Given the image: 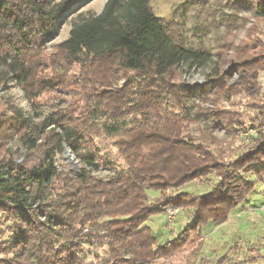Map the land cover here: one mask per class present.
Listing matches in <instances>:
<instances>
[{"label":"trees","instance_id":"obj_1","mask_svg":"<svg viewBox=\"0 0 264 264\" xmlns=\"http://www.w3.org/2000/svg\"><path fill=\"white\" fill-rule=\"evenodd\" d=\"M83 1L86 0H0V66L5 68L2 73V82H6L12 76L19 82L28 81L35 68L32 63L34 57L45 45V40L56 32L60 18ZM151 1L107 0L101 12L81 16L73 23L69 36L59 44L65 60L75 63L108 62V65H115L116 69L125 72L129 82L134 78H150L151 80L158 78L160 79L158 81H163L164 73L170 70H181L184 66L202 67L209 63L214 56L212 52L207 49L193 50L183 41L176 39L170 25L154 13ZM255 8L258 15L264 17V0H259ZM249 65L255 68L252 73L246 69L242 71L248 75V78L251 77L254 80L257 78V72L264 68V56L262 55L259 59L246 58L242 67L247 68ZM220 72L219 64L216 62L207 77L208 80L199 87L201 101H204L211 85H215L217 89L230 88L223 81ZM243 78L247 80V77ZM162 83L166 84L164 81ZM176 87L173 85L171 89L167 86L161 88L163 92L171 94ZM178 87L183 91L187 89V85ZM233 87H238V84L236 83ZM147 92L145 89L139 90L138 94L143 99V104L148 103L145 95ZM192 93L193 91L186 92L185 98ZM124 95L117 94L111 98L108 94L110 101L107 99V104L98 107L97 118L113 119L123 116L124 111H120L119 106L126 98ZM255 104L256 109L260 107V110L255 116L250 117L259 133L255 141L257 142L254 148L256 151L252 150L244 159L250 165L248 171L263 179L264 135L261 134L260 129L264 128V120L261 119L264 117V106ZM195 107L199 106L195 105ZM181 109L185 110L186 116H189V110L193 107L182 104ZM151 114H153L151 110L141 113L139 111L138 115L135 114L132 118L133 125L128 127L125 134L116 141L119 151L124 155L129 166L116 169L115 174L107 179L91 177L95 180L92 184L88 183L90 173L87 169L92 170V167L98 166L99 163L93 151H82L86 135L77 127H72V121H65L61 116L52 113L33 126V121L26 119L20 109H15L13 117L5 118L0 114V141H2L0 150L4 149L3 144L5 145L7 137L14 132L24 145L29 148L39 146L42 149L39 166H34L33 170L25 171L22 167L17 168L9 161L4 175L0 176V182L8 188L9 181L14 180L16 183L12 190L18 199L12 206H9L6 201H0L3 211L30 226L34 224L24 200L19 197H24L26 200L31 194L32 186L37 185L43 190L50 185L53 177L59 178L57 176L59 169L54 163V156L57 152H63L65 150L63 145L67 144L82 165H87V169L72 172L77 182L84 183L79 184L70 195L76 197L82 191L85 192L93 210L108 217L105 221L106 231L86 234L88 242L91 238L106 237L110 242L119 245V249H113L114 252L122 253L114 259L119 264L149 263L160 256L169 255L180 247L177 239H170L166 245H159L153 230L145 225L153 215L166 212L167 207H192L195 216L190 226L192 231L201 235L204 227L211 222L215 225L225 223L233 209L242 204L252 191L253 182L239 174V167L236 170L234 163L223 165L219 161V151L211 147L213 142L207 140L208 143H206L204 139H197V142L188 134H184L183 126L178 124L179 116L176 115V119L167 116L174 122L168 119L166 123V121L158 120L160 116L155 118L151 117ZM196 114L199 117L207 116L205 111ZM225 114L229 117L220 118L226 120L232 127L239 122L244 124V121L238 119L242 116L240 111H226ZM186 116L183 120H187ZM213 118L220 119L218 115H213ZM237 129L235 126V131ZM247 129L243 127L242 130ZM239 130L237 133L241 134L242 130ZM237 161H234L237 165L243 164L241 159ZM2 164L3 161H0V165ZM109 166L113 165L109 164ZM215 171L222 178V182H219L218 186L206 196H191L181 192L175 196L166 197L161 202L149 201V191L160 190L164 194L168 188L183 186ZM64 179L68 180L69 177ZM82 203V200L65 199L60 205L63 213L47 214L49 230L57 228L63 230L66 222L64 213L68 216L76 214ZM47 207L48 205H42L39 214L46 215L43 209ZM87 216L91 219L93 213L90 212ZM37 227L42 228L45 225L41 222ZM13 236L15 239L12 240L11 245L5 242L8 251L28 240L24 230L14 232ZM80 243L78 240H72L62 246L63 251L66 252V255L61 257L62 264L73 263L77 253L82 249ZM169 247L171 250L166 252ZM249 251L253 252L255 248L250 247ZM18 255L23 260L27 252L21 248ZM32 255L35 257V264H49L45 258L37 257L35 253ZM16 259L17 257L14 256L13 260ZM226 259L228 255L222 256L217 264H223ZM256 259V256H250L249 261ZM5 264H12V262L5 261ZM51 264H56V261H52Z\"/></svg>","mask_w":264,"mask_h":264},{"label":"rangeland","instance_id":"obj_2","mask_svg":"<svg viewBox=\"0 0 264 264\" xmlns=\"http://www.w3.org/2000/svg\"><path fill=\"white\" fill-rule=\"evenodd\" d=\"M106 1H83L60 18L56 32L45 40V45L34 57L32 63L35 68L28 81L19 82L12 76L6 82H2V73L5 68L0 66V114L9 118L13 117L15 109H20L24 117L30 121L38 120L40 122L54 113L61 116L62 119L64 118L65 121H72V125H76L77 121L83 125L90 123L93 127L99 124L104 133L108 137H112L113 148L118 149V155L124 160V155L119 151L116 141L125 134L128 127L133 125L132 118L135 114L138 115L139 111L141 113L151 110L153 111L151 117L160 116L161 118L158 120L166 121V123L168 119L174 122L173 119H176V115L179 116L178 124L183 126L184 134H188L196 140L204 139L206 143H208L207 140L213 142L211 147L217 148V151L221 153H218L219 161L223 165L234 163L236 170L239 167V174L253 182V189L242 204L233 209L230 218L225 223L215 225L211 222L205 226L204 235L191 229L190 224L193 223L195 216L192 207H173L178 208L179 211L172 221L168 220L167 211L153 215L145 225L150 226L153 230L158 244L166 245L170 239H177L180 247L169 255L160 256L145 264H217L224 255H228V259L223 264H250V256L247 261L240 259L239 256L244 242L249 239L258 240L262 238L261 233H264V178L260 179L248 171L250 165L244 158L252 150L256 151L254 150L257 144L255 141L259 133L250 116H255L256 112L260 110V107L256 109L255 103L264 106V103L259 102L264 99V68L257 72V78L253 80L251 77L248 78L242 69L252 73L255 68L253 69L251 65L247 68L242 66L246 58L259 59L262 55L264 56V17L259 16L255 8L259 0L151 1L154 13L163 22L170 25L176 39L183 41L187 47L193 50L207 49L214 55L212 60L202 67L184 66L181 70L174 69L177 75H205L206 78L203 82L205 84L215 63L219 64L220 75L223 76V81L231 89L229 87L217 89L215 85H211L204 101H201L199 96L201 92L199 82H197V86H187L186 91L179 94L174 91L170 94L163 92L160 87L161 84H165L162 82H166V77L163 81H158L160 80L158 78L154 80L134 78L129 82V77L125 72L116 69L115 65H108V62L75 63L65 60L64 54L59 49V44L69 36L73 23L81 16L101 12ZM209 68L211 71H207ZM243 77H247V80ZM236 83L238 87L234 88L233 85ZM140 89L148 91L145 94L148 98L146 104H143V99L138 94ZM192 91L193 93L187 97L188 99L185 98L186 92ZM108 94L111 95V98L113 95L125 94L126 98L119 106L120 111H124V115L120 118H97L98 107L110 101ZM176 95L178 96L175 97ZM213 97L217 107L211 112L205 110L207 116L199 117L197 114L192 116V110H189V116H186L185 110L181 109L182 104L188 105V107L201 106L210 102ZM233 97L239 99H233ZM178 100L183 102L179 103ZM241 107L245 111H240V113L242 116L248 113L251 122L248 123L240 119V121H244V124L241 122L235 124L238 128L235 131V126L232 127L220 117H229L228 114H225L226 111H239ZM173 109L179 110L173 111ZM9 112L12 115H9ZM213 115H218L220 119L213 118ZM167 116L173 119L167 118ZM184 116L187 120H183ZM243 127L248 129L242 130ZM77 128L80 129L79 126ZM239 129L242 130L241 134L237 133ZM83 133L86 135L85 132ZM250 133L256 134L250 135ZM17 137L15 132L12 133L7 137L5 145L14 142ZM87 143L86 135L84 147ZM5 145L3 144L4 148ZM67 148L70 151L64 150L63 155L59 158L55 153L54 163L59 170L71 165L69 171L75 172L76 161L80 162V160L76 155L74 160L73 154L75 153L71 148ZM3 151L4 149L0 150L1 155H3ZM100 151L101 149L97 146L93 152L97 161L103 160L104 163L93 166L92 170L109 174V177L113 176L112 173L116 170L113 167L115 161L108 159L107 155L101 157ZM29 155H35V153H29ZM230 156L234 158L226 159ZM240 159L243 164L237 165L234 161ZM80 164L82 165L81 162ZM109 164L113 166H109ZM219 182H222V178L218 176V172H211L210 175L197 178L183 186L168 188L165 195L160 190L149 191V201L159 200L158 202H161L166 197H172L181 192L191 196H206L218 186ZM169 208L172 206L167 207V210ZM91 239L89 243L95 240L110 241L106 237ZM170 250L169 247L166 252ZM93 254L99 259V253H93L91 249L85 252L82 248L72 264H80L83 257ZM104 264H107V261ZM111 264L119 263L113 259Z\"/></svg>","mask_w":264,"mask_h":264},{"label":"clouds","instance_id":"obj_3","mask_svg":"<svg viewBox=\"0 0 264 264\" xmlns=\"http://www.w3.org/2000/svg\"><path fill=\"white\" fill-rule=\"evenodd\" d=\"M119 15V13H117ZM123 22V21H122ZM251 27V25H249ZM239 43V41H237ZM226 66V65H225ZM207 71H211L209 68ZM166 80V85L161 84V87L167 86L172 88L173 85L177 87L173 90L179 94L183 91L182 88L178 87L179 85L187 86H197L199 82L200 86H203V82L206 78L205 75H192V74H181L177 75L175 70H170V72L164 73ZM123 83V81H121ZM231 83V81H230ZM233 99H239L238 97H233ZM215 98L204 105L199 107H193L191 115L195 116L197 112L200 111H209L214 110L217 105L214 102ZM264 103V99L259 101ZM227 106V105H222ZM182 107V105H181ZM179 109H173L176 111ZM239 111L244 112L245 109L241 107ZM12 115L11 112L8 113ZM46 114V113H45ZM79 115V113H77ZM238 119H243L246 122L250 123L249 114L246 113L243 116L238 117ZM264 120V117H261ZM259 123V121H257ZM38 120L33 121V126L38 124ZM80 127V130L85 132L88 137L87 145L82 149V151H95L97 146L101 149L99 155L104 157L107 155L108 159L115 161V169L127 168L129 165L125 162L123 157L118 155V149L113 148L112 137H108L103 129L98 124L93 127L89 125H83L80 121H77L76 125L72 127ZM262 135H264V128L260 129ZM256 133H250V135H255ZM243 139V137H241ZM2 142V141H0ZM66 151H70L67 148V144L63 145ZM19 149V151H17ZM40 149L29 148L27 145H24L19 137L14 142L8 143L5 145L3 155H0V161H3V164L0 165V176L4 175V171L9 161L12 162L17 168H23L25 171L33 170L34 166H39L40 163ZM29 153H35V155H29ZM57 157L63 155V152H57ZM130 156V154H128ZM234 157H227L226 159H233ZM73 159H76L75 154H73ZM98 163L103 165V160H98ZM76 171L82 169H87V165H81L80 162L76 161ZM71 165L60 169L57 173L58 179L53 177L50 185L40 189L39 186L34 185L31 188V194L25 200L24 197H19V199L24 200L26 209L29 212V215L33 217L34 224L29 225L22 220L9 216L8 213L3 211L2 206H0V264H5V261H11L12 264H35V257L32 255L35 253L37 257L45 258L49 264L52 261H56V264H62L61 257L66 255V252L63 251L62 246L69 243L72 240L80 241V246L87 252L89 249L93 253H99V259L93 255H87L83 257L80 261V264H104L107 261V264H111L113 259H116L122 253L119 251L114 252L113 249H119V245L108 240L99 241L95 240L92 243L88 242V236L86 234L91 233H103L106 231L105 221L108 219L106 215L100 214L99 211H94L90 206V201L86 196L85 192H81L78 196L72 197L70 194L75 191L76 187L79 184H83V181L77 182L74 178L72 172L69 171ZM90 173L89 184L95 183V180L91 177H99L103 179L109 178V174L104 172H97L91 169H87ZM230 171V169H229ZM115 172L112 173L114 175ZM64 177H69L68 180H65ZM15 181H9V187L5 188L3 183L0 182V201H6L9 206H12L17 201L18 197L14 192ZM65 199L73 200H82L83 203L80 205V208L76 214L68 216L64 213L66 217L65 227L63 230L57 228L54 230H49L47 227L48 215L47 214H57L63 213V208L60 207L62 202ZM48 205L47 208H44L46 215H40L41 206ZM93 213L91 219L88 218V213ZM83 221V223H81ZM41 222L44 223L45 227H37ZM18 230H24L28 235V240L26 242H21V245L17 248H13L11 251L6 250L7 245H11L12 240L15 239L13 236L14 232ZM260 239H249V241L244 242V246L241 249L240 259L248 260L249 256H256L255 261H251L250 264H264V233H261ZM7 242V245L5 244ZM255 247V251L249 252V247ZM23 248L26 250L27 255L24 256L23 260L19 258L20 249ZM59 250V251H58ZM16 256L17 259L13 260V257Z\"/></svg>","mask_w":264,"mask_h":264},{"label":"built area","instance_id":"obj_4","mask_svg":"<svg viewBox=\"0 0 264 264\" xmlns=\"http://www.w3.org/2000/svg\"><path fill=\"white\" fill-rule=\"evenodd\" d=\"M178 208H169L168 210H167V217H168V220L169 221H172L173 219H175V217H176V215H177V213H178Z\"/></svg>","mask_w":264,"mask_h":264},{"label":"crops","instance_id":"obj_5","mask_svg":"<svg viewBox=\"0 0 264 264\" xmlns=\"http://www.w3.org/2000/svg\"><path fill=\"white\" fill-rule=\"evenodd\" d=\"M159 238V237H158Z\"/></svg>","mask_w":264,"mask_h":264}]
</instances>
